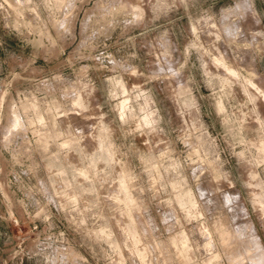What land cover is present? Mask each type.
<instances>
[{"label":"rangeland","instance_id":"374dc122","mask_svg":"<svg viewBox=\"0 0 264 264\" xmlns=\"http://www.w3.org/2000/svg\"><path fill=\"white\" fill-rule=\"evenodd\" d=\"M0 264H264V0H0Z\"/></svg>","mask_w":264,"mask_h":264}]
</instances>
